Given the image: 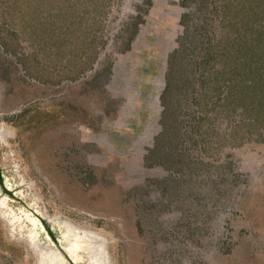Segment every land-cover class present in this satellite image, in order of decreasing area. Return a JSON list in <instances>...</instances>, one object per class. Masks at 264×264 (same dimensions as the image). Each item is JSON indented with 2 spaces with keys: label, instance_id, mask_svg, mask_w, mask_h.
<instances>
[{
  "label": "rangeland",
  "instance_id": "obj_1",
  "mask_svg": "<svg viewBox=\"0 0 264 264\" xmlns=\"http://www.w3.org/2000/svg\"><path fill=\"white\" fill-rule=\"evenodd\" d=\"M243 6L0 0V264H264Z\"/></svg>",
  "mask_w": 264,
  "mask_h": 264
},
{
  "label": "trees",
  "instance_id": "obj_2",
  "mask_svg": "<svg viewBox=\"0 0 264 264\" xmlns=\"http://www.w3.org/2000/svg\"><path fill=\"white\" fill-rule=\"evenodd\" d=\"M251 1L252 0H244L243 8L239 7V10L241 9L242 12L245 13V23L243 21L241 25L243 34L241 33L233 38H228L226 47L229 50H235L236 53L229 57L230 60L226 64V67L233 73L236 71L233 62L238 60L241 61L243 75L237 88L238 92L244 97L243 104L246 109V117L249 119V123L247 122V124L253 125L258 138L264 139V0H257L255 3V7L259 9V12L255 14V21L260 20V22L256 27L252 26V32H250L251 18L249 19V16H251ZM234 7L236 9L237 6ZM253 32L254 34H252ZM253 58H255V60L259 59V63L252 67ZM170 66L166 74L168 82L161 95L162 104L165 105L166 110L171 109L168 94L172 91L173 87V81L169 76L173 70V64H170ZM224 68L225 66L222 67V70ZM233 74L235 76L238 72ZM236 85L233 84V88L236 87Z\"/></svg>",
  "mask_w": 264,
  "mask_h": 264
},
{
  "label": "bare ground",
  "instance_id": "obj_3",
  "mask_svg": "<svg viewBox=\"0 0 264 264\" xmlns=\"http://www.w3.org/2000/svg\"><path fill=\"white\" fill-rule=\"evenodd\" d=\"M1 180V179H0Z\"/></svg>",
  "mask_w": 264,
  "mask_h": 264
}]
</instances>
